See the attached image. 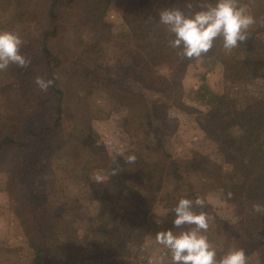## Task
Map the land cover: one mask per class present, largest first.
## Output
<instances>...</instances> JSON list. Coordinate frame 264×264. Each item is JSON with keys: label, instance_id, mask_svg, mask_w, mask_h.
Masks as SVG:
<instances>
[{"label": "trees", "instance_id": "16d2710c", "mask_svg": "<svg viewBox=\"0 0 264 264\" xmlns=\"http://www.w3.org/2000/svg\"><path fill=\"white\" fill-rule=\"evenodd\" d=\"M111 2L0 0V30L18 32L24 40L20 51L31 61L26 67L13 64L0 71V93L6 96L8 111L6 120L0 124V176L6 178L5 191L33 251V264H69L72 254L83 249L80 226L76 223L79 216L69 213L61 190L54 189L55 182L44 176L45 169L55 162L64 170L82 172L93 198L103 204L114 192H129L142 200L130 217L111 218L112 222L107 219L95 229L98 236L105 238V248L83 260L94 264H144L139 252L147 241H155V231L168 229L178 199L199 195L205 199L203 211L213 218L208 229L213 246L220 247L229 238L230 248L241 247L248 257L257 254L259 263L264 264V212L253 210L256 203L264 205L261 202L264 199V110H239L220 100L197 118L200 131L217 146L216 155L198 151L184 157L167 155L164 144L169 139L166 137L169 110L183 107L182 81L195 58L179 56L178 50L168 46L172 37L160 24L159 12L167 7L188 12V0H138L134 10L125 11L123 21L130 40L118 46L114 66L106 62L104 41L111 35L106 21ZM190 2L192 10L206 5L203 0ZM240 3L247 5L256 17L252 30H248V39L231 49V53L217 39L213 48L201 57L219 61L226 81L245 85L263 76L261 62L251 55L255 38L264 33V0H240ZM61 30L66 32L64 36ZM62 51L87 61L92 69L107 70L113 82L95 75L92 69L88 76L66 71ZM163 67L170 70L168 77L160 73ZM67 73H71L69 77ZM61 76L65 77L63 83ZM38 77L53 81L47 91L36 84ZM78 79L85 88L99 81L103 83L110 101L120 103L124 111L123 126L141 121L143 136L159 149L150 169H145L139 157L134 163L127 162L128 154L114 160L102 157L87 160L95 143L91 120L70 128L65 125V115L71 113L69 98H75L78 82L74 81ZM4 155L8 157L4 159ZM92 162L96 163L92 165ZM129 166L133 168L130 176L125 172ZM225 166H229V178L224 176ZM96 171L105 172L106 178L93 180L91 175ZM131 178L141 192L128 186ZM167 180H173L179 189L163 195ZM213 193H219L231 207L232 221L219 218L208 202ZM159 204L164 212L158 216ZM157 220L160 222L156 223Z\"/></svg>", "mask_w": 264, "mask_h": 264}, {"label": "rangeland", "instance_id": "374dc122", "mask_svg": "<svg viewBox=\"0 0 264 264\" xmlns=\"http://www.w3.org/2000/svg\"><path fill=\"white\" fill-rule=\"evenodd\" d=\"M137 2L138 0H112L106 13V21L111 27V35H107L104 40L106 41V62L112 66L116 65L117 48L120 43H126L130 40V32L124 24L123 14L127 10H134ZM203 2L208 4L211 0H203ZM249 30H252V27ZM60 33L64 36L66 32L61 30ZM254 45L255 48L251 57L261 62L263 76L262 79L252 81L250 84L245 83L244 85V83L226 81L222 64L214 58L199 57L189 64L182 81L184 91L181 102L183 107H171L168 114L169 125L166 137L170 140L168 139L164 144L166 149L164 151L167 155L172 158L184 157L191 155L193 151L211 154V156L216 155L217 146L212 144L200 131L197 118L206 114L220 100L236 106L239 110L247 109L254 112L264 110V33L257 35ZM55 47L54 50H56ZM226 51L231 53V50ZM62 52L63 64L67 66L66 71L87 74L92 69L87 61L76 59L72 53ZM59 56L61 57L62 53ZM92 70L95 71V75L104 77L107 82H113L107 70ZM160 73L168 77L170 70L163 67L160 69ZM64 78L61 76V81ZM74 82H78L77 90L75 98H69L68 104L71 113L65 115V125L70 128L72 125L87 121V119L91 120L93 131L91 136H93L95 143L87 155V160L93 159L95 161L99 157L114 160L121 154H134L136 158H141V164L145 166V169H150L159 149L157 148L158 145L155 147V145L150 144L152 140L149 141L143 136L141 121H132V124L123 126L121 120L124 111L120 103L110 101L101 81L96 85H89L87 88L84 87V82L81 79ZM118 85L123 86V83H118ZM153 95L156 99L160 98L155 94ZM153 95L150 94V96ZM5 103L6 96L0 93V124L6 120L8 113ZM5 157L8 155L3 156L4 159ZM95 163L92 162V165ZM125 172H128L127 174L130 176L133 174V168L129 166ZM44 176L46 180L55 182L54 189L61 190L62 200L66 203L69 213L79 216L76 223L80 226L79 236L83 249L72 254L69 264H94L90 260H83L82 258L105 248V238L98 236L95 229L108 221L107 219L112 222L111 218L120 220L122 216L130 217L131 211L142 204L141 198L137 199V195L132 197L129 192H114L103 204L100 200L93 198V192L89 186H86L85 176L82 172L74 173L71 170H64L58 162L47 167ZM97 176L102 179L106 178L103 171L102 173L96 171L91 175L93 180H96ZM224 176L229 178V166H225ZM5 180V176H0V264H33V251L28 247L25 232L14 215L13 203L5 191ZM128 186L141 192L136 187L137 182L132 178L128 182ZM178 187L173 180H167L162 189V194L176 192ZM133 200L135 201L133 202ZM207 200L216 210L219 218L233 220L231 207L224 202L219 193L211 194ZM261 202L264 204V199ZM156 211L159 216L160 212H164V209L159 204ZM172 227L171 222L168 228ZM187 227V225L181 226V228ZM180 230V228L175 229V231ZM207 235L208 238H212L210 231L207 232ZM230 242L231 240L228 238L220 247H216L218 256L230 248L228 244ZM160 255L161 246L150 239L139 252V259L144 264H150V260H155ZM248 262V264H260L257 254L250 255Z\"/></svg>", "mask_w": 264, "mask_h": 264}, {"label": "clouds", "instance_id": "9594fccd", "mask_svg": "<svg viewBox=\"0 0 264 264\" xmlns=\"http://www.w3.org/2000/svg\"><path fill=\"white\" fill-rule=\"evenodd\" d=\"M188 12L181 8L167 7L159 12V22L171 34L168 46L178 50L184 58H199L213 48L217 39L222 40L225 50L237 47L248 39V30L256 23V17L240 0H211L210 3L192 10L188 0ZM23 38L14 30H0V71L10 65L26 67L30 60L20 49ZM52 80L38 77L36 84L47 91ZM126 161L134 163L136 156L128 155ZM100 181L102 178H95ZM231 196V193H229ZM205 199L197 195L181 197L173 209V227L158 230L155 241L161 246V255L150 264H248L245 249L237 246L229 248L218 256L217 248L208 238L207 232L213 218L205 211ZM201 209L196 211V209ZM253 210L264 212V205L256 203ZM160 221H156L159 223ZM187 225V228L181 226ZM180 228V231L175 229Z\"/></svg>", "mask_w": 264, "mask_h": 264}]
</instances>
